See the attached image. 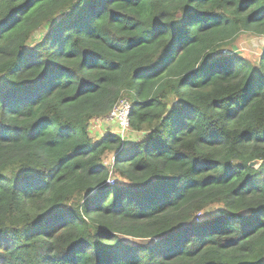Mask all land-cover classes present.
<instances>
[{"label":"trees","instance_id":"obj_1","mask_svg":"<svg viewBox=\"0 0 264 264\" xmlns=\"http://www.w3.org/2000/svg\"><path fill=\"white\" fill-rule=\"evenodd\" d=\"M247 35L264 0H0V264H264Z\"/></svg>","mask_w":264,"mask_h":264},{"label":"rangeland","instance_id":"obj_2","mask_svg":"<svg viewBox=\"0 0 264 264\" xmlns=\"http://www.w3.org/2000/svg\"><path fill=\"white\" fill-rule=\"evenodd\" d=\"M262 41V39L259 40L258 38L249 37L248 35L242 36L235 43V52L242 54L243 57L248 58L253 62H256L259 56L260 46L263 44ZM118 119L119 117L117 114L111 113L106 120L92 122L90 128L91 137L96 140L108 133L120 135L122 132L119 130ZM139 139V135L133 133L132 131H128L125 132V138L123 140H125V142L132 143L138 142ZM105 164L107 167H112L113 156L106 157Z\"/></svg>","mask_w":264,"mask_h":264},{"label":"built area","instance_id":"obj_3","mask_svg":"<svg viewBox=\"0 0 264 264\" xmlns=\"http://www.w3.org/2000/svg\"><path fill=\"white\" fill-rule=\"evenodd\" d=\"M132 110V102L130 99H122L112 111V114H117L119 130L122 132L120 136L124 139L125 132L130 131V114ZM103 121V120H98ZM115 161V157H113V164ZM115 178L109 180V184L113 185Z\"/></svg>","mask_w":264,"mask_h":264},{"label":"water","instance_id":"obj_4","mask_svg":"<svg viewBox=\"0 0 264 264\" xmlns=\"http://www.w3.org/2000/svg\"><path fill=\"white\" fill-rule=\"evenodd\" d=\"M262 43L264 44V40L262 41ZM231 52H229V51H225L224 52V54H230ZM251 166L252 167H259L260 166V162H258V161H255V162H253V163H251ZM124 241H127L128 243H130L131 242V240H129V239H123ZM148 243V242H147Z\"/></svg>","mask_w":264,"mask_h":264}]
</instances>
